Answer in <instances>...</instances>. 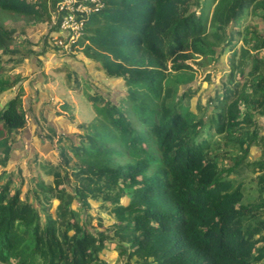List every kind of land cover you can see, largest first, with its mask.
Here are the masks:
<instances>
[{
	"label": "trees",
	"instance_id": "obj_1",
	"mask_svg": "<svg viewBox=\"0 0 264 264\" xmlns=\"http://www.w3.org/2000/svg\"><path fill=\"white\" fill-rule=\"evenodd\" d=\"M101 1L83 14L71 54L81 48L125 90L115 101L90 96L101 118L78 124L86 134L51 129L56 161H33L50 183L26 192L23 177L18 187L12 177L0 184V264H108V242L121 264H264V151L248 160L251 146L264 144V0ZM64 2L0 0V76L50 51L53 33L62 37ZM7 14L26 27L48 23L41 50ZM252 16L261 30L247 37ZM199 69L201 82H186ZM206 81L213 89L203 99ZM15 85L0 105L6 155L26 113L21 79L0 78V95ZM90 199L110 216L95 232L74 206Z\"/></svg>",
	"mask_w": 264,
	"mask_h": 264
},
{
	"label": "rangeland",
	"instance_id": "obj_2",
	"mask_svg": "<svg viewBox=\"0 0 264 264\" xmlns=\"http://www.w3.org/2000/svg\"><path fill=\"white\" fill-rule=\"evenodd\" d=\"M6 24L16 28L17 32L22 31L24 21L18 17L7 14L4 15ZM259 18L249 17L248 23L250 33L246 36H253V29H260ZM247 23V24H248ZM42 27V28H41ZM48 30V23L39 25V27H26V35L35 44L36 49L42 48V35ZM50 37V51L45 55L31 57L26 59L21 65L13 69L11 72L3 73L6 81L15 78L21 79V86L24 88V95L21 100L20 108L26 113V123L19 131L14 132L13 142L10 147L9 155L0 148V184H4L9 177L16 180L14 187L20 185L21 177L25 178L23 191L26 192L38 187L40 181L50 183L53 179L51 175L41 168V164H34V159L40 162L46 159L49 162H55L58 154V146L56 143V135L51 131L62 133L66 136H74L76 133L86 134L87 130H82L78 126L79 123H97L101 116H97L92 108L90 96L93 94H102L104 97L110 98L112 101L117 100L120 93L125 88L120 80H112L106 78L100 66L91 62L79 48L71 54L70 51H56L55 36ZM53 43V44H52ZM5 58V59H4ZM2 59L4 62L6 56ZM196 58L195 61H198ZM228 57L224 58V63L219 64L218 71L212 72L213 81H217L221 74L220 67L226 65ZM193 63L194 67L197 65ZM9 65V64H8ZM203 70L199 69L194 77L188 73L185 75L186 82L194 81L192 85L200 83L204 78ZM76 79L74 82L73 79ZM182 75L177 74L174 79L180 83ZM184 85V84H183ZM213 86L209 82H204L201 89V96L206 99ZM17 93V85L11 90L0 95V105L7 103L11 95ZM195 100V99H194ZM262 125V133L264 135V116L260 118ZM0 124V128H1ZM1 131V129H0ZM6 132V131H5ZM3 133V136L6 133ZM1 133V132H0ZM264 151V144H254L248 156L249 161L258 160ZM234 157L236 153H232ZM7 157V158H6ZM242 175L248 181L250 173L243 172ZM33 195V191L31 192ZM77 202V203H76ZM74 206L78 209V213L83 221L90 223V229L95 232L103 229L100 221L108 224L110 216L102 209L103 202L101 200L90 199L86 204L76 201ZM48 211H54L57 201L53 205L45 203ZM103 225V226H102ZM103 258L108 264H121L117 246L115 243L108 242L102 251Z\"/></svg>",
	"mask_w": 264,
	"mask_h": 264
},
{
	"label": "built area",
	"instance_id": "obj_3",
	"mask_svg": "<svg viewBox=\"0 0 264 264\" xmlns=\"http://www.w3.org/2000/svg\"><path fill=\"white\" fill-rule=\"evenodd\" d=\"M86 2L93 3L92 5ZM76 3V4H75ZM103 2L101 0H65L62 7L66 13L60 22V34L55 36V44L60 46L61 51H70L72 42H74L83 32L84 18L83 14H89L93 10L101 7ZM81 18H79V17ZM54 17V16H53Z\"/></svg>",
	"mask_w": 264,
	"mask_h": 264
}]
</instances>
